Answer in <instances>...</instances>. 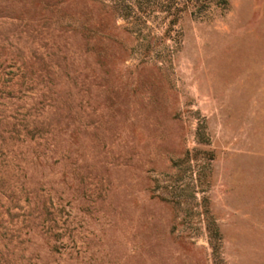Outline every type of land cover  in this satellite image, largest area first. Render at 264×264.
Here are the masks:
<instances>
[{"label": "rangeland", "instance_id": "rangeland-1", "mask_svg": "<svg viewBox=\"0 0 264 264\" xmlns=\"http://www.w3.org/2000/svg\"><path fill=\"white\" fill-rule=\"evenodd\" d=\"M112 1L0 0V264H264V0Z\"/></svg>", "mask_w": 264, "mask_h": 264}, {"label": "trees", "instance_id": "trees-1", "mask_svg": "<svg viewBox=\"0 0 264 264\" xmlns=\"http://www.w3.org/2000/svg\"><path fill=\"white\" fill-rule=\"evenodd\" d=\"M158 2L161 5V9L169 14L171 10H184L188 5L195 3V0H113L110 4L114 9H116L119 15L124 18H128L132 15V13H135L134 10L148 15L146 11H152L151 8H154ZM174 20L175 18L169 19L168 24H172Z\"/></svg>", "mask_w": 264, "mask_h": 264}]
</instances>
